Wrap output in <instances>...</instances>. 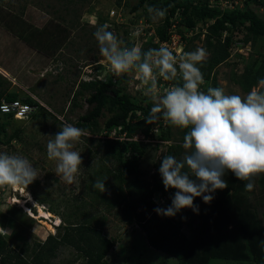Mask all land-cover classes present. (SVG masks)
<instances>
[{
	"label": "rangeland",
	"instance_id": "obj_1",
	"mask_svg": "<svg viewBox=\"0 0 264 264\" xmlns=\"http://www.w3.org/2000/svg\"><path fill=\"white\" fill-rule=\"evenodd\" d=\"M137 3L138 0H122L121 3L116 0H0V90L6 94L16 93L19 101L30 98L42 105L51 115H43L39 119H30L31 115L28 118L16 119V122H11V128H18L17 139L9 146L0 144V152L27 158L39 176L26 191L0 189V235L15 251L23 248L24 244L31 246L43 242L48 235H56L57 230L50 225V219L58 218L47 213L53 210L63 213L75 224L90 219L91 216L96 217L97 222L104 218L103 233L114 240V247L106 256L108 264H179L176 259L149 247L144 232L135 223H127L121 207L108 205L107 199L112 203L115 198L112 189L108 187L113 182L114 164L100 159L101 152L95 149V142L90 143L81 138V142L75 146V150L81 153L83 163L76 181L71 185L56 175L55 161L49 160L46 152L48 141L60 130L62 123L66 121L75 126L88 108L84 101L86 94L76 100L78 107H72L70 103L78 84L89 80L90 73L102 81L107 77V73L111 74L93 36L96 28L105 25V17L111 10L120 12L126 22H133L138 26L140 21L146 19L142 10L134 13L130 11ZM252 9L264 19V10L257 9L256 6ZM150 19L153 29L161 24V19ZM125 32V28L119 27L114 33L126 46L138 44V47L142 48V42L149 38L152 29H148V33L141 31V34L145 33L144 36L139 33L128 35V32ZM194 34L195 30L186 33L188 37ZM233 36L237 49H233L232 56L238 52L246 62L253 50L250 45H243L240 41L244 31L241 30ZM202 38L189 44L188 51L184 42L175 41L169 48L174 54L191 52L192 49L195 51L197 48H204ZM262 52L264 53V50ZM236 60V57H232L227 63L218 66L215 69V80L226 94L246 96L248 93H243L238 86L230 82L232 72L239 75L243 70L241 62L235 67L231 66ZM127 75L128 84L125 91L132 96L133 101L145 103L150 100L142 92L139 93L140 82L136 75L132 72ZM172 83L161 81V89L171 86ZM201 87L207 90L212 85L208 82ZM254 89L264 91V83H259L250 91ZM108 117L109 114L105 112L99 120L100 131L97 135L100 137H93L86 130L87 137L104 140V121ZM181 131L176 127L171 128L172 141L162 144L158 149L157 134L154 139H145V153L139 162L144 179H150L152 174L158 171L154 165L163 155L172 151L171 146L179 144L182 154L185 153L186 150L179 142ZM7 132L10 133L11 130L8 128ZM107 132H112L110 135L114 137L119 128H112ZM173 152L174 150L171 153ZM96 172L99 173L95 175ZM262 175L264 176L261 174L254 180L255 186L250 191L248 200L252 202L264 228V187L260 183ZM96 180H105V192L101 193L93 188L91 181ZM30 199L35 206L29 203ZM157 202L160 208L166 209L171 205V202L165 200L157 199ZM211 203L206 204L202 198L198 199L201 206L210 207ZM183 231L188 235L185 228ZM79 263L78 253L69 247H61L57 257L51 261V264ZM210 264L240 263L212 260Z\"/></svg>",
	"mask_w": 264,
	"mask_h": 264
},
{
	"label": "trees",
	"instance_id": "obj_2",
	"mask_svg": "<svg viewBox=\"0 0 264 264\" xmlns=\"http://www.w3.org/2000/svg\"><path fill=\"white\" fill-rule=\"evenodd\" d=\"M210 1L214 3L211 4ZM236 1L238 3L230 9L221 7L218 4L219 0H138L130 11L134 13L142 10L145 14V22L151 24L147 6L166 8V16L154 29L155 36L160 41L169 40L170 18L179 14L177 33L182 41H185L186 51L189 44L200 41V37L204 36L202 42L208 57L202 65H198L203 73L204 82L206 84L211 82L212 87H220L215 80V69L227 63L230 58L236 57L237 62H233L231 66L235 67L241 62L243 70L239 75L232 72L230 82L247 94L259 83H264L262 52L264 19L252 9L256 6L257 9L264 10V0ZM116 2L121 3L122 0ZM116 28L119 27L108 30L114 33ZM195 28L198 29L197 33L188 37L186 33L193 32ZM241 30L244 31V36L240 41L243 45H250L253 50L246 62L238 52L233 53L232 56L233 49H237L236 44L233 43V35ZM149 41L147 39L142 42L143 50L155 47ZM127 46L132 47L133 44ZM93 75V73L89 74V76ZM106 75L104 81L96 76L88 82L81 81L72 93L70 103L72 107H78L76 100L87 95L84 101L88 108L79 117L76 127L89 131L93 137L98 136L99 120L106 112L109 117L104 121L105 132L119 128V134L131 139L120 141L115 138H104L101 141L97 137H82L90 143H96L95 149L101 152L100 159L114 164L113 182L108 187L112 189L115 198L112 203L107 199L108 205L121 207L127 223L129 225L135 223L144 232L149 247L176 259L179 264H210L212 260L264 264V228L258 219L256 209L248 200L250 191L244 187L247 182L238 180L231 172L224 176L228 187L214 193L210 207L198 204V199L201 197L194 199V204L199 206L198 214L188 208L182 209L175 217L161 216L154 211L158 207V195L168 196L176 190H165L159 171L146 180L139 168L146 147L143 141L155 137L150 134L152 125L145 121L153 106L152 102L133 101L132 96L125 91L128 75L123 77H117L113 73ZM201 90L207 91L202 87ZM17 98L16 93L6 94L0 90V103L2 100L11 102L18 100ZM21 102L36 107L30 119H39L49 114L42 105L30 98ZM0 117L2 120L0 144L9 146L18 137V128H11V122L17 120L12 113H0ZM8 128L11 130L10 133L7 132ZM171 128L173 126L167 122L166 129L158 136L160 141H172ZM186 131L182 130L180 133L179 142L182 144ZM161 145L157 143L156 149ZM171 149L174 150L173 153L171 151L163 155L154 165L157 170L164 156L174 155L177 159L183 157L184 153L182 154L179 144L171 146ZM98 173L96 172L95 175ZM262 177L260 180L262 185H260L264 187V176ZM91 183L94 184L92 181ZM51 213L60 217L61 225L56 229V235H48L43 242L31 246L24 244L23 248L15 251L0 235V264H51L61 247H69L78 253L79 264H108L106 256L113 249L114 241L103 234L104 218L97 222L96 217L91 216L90 219L75 224L63 213L53 210ZM184 228L188 235L184 233Z\"/></svg>",
	"mask_w": 264,
	"mask_h": 264
},
{
	"label": "clouds",
	"instance_id": "obj_3",
	"mask_svg": "<svg viewBox=\"0 0 264 264\" xmlns=\"http://www.w3.org/2000/svg\"><path fill=\"white\" fill-rule=\"evenodd\" d=\"M147 11L156 20L164 18L167 9L147 6ZM129 24L133 23L125 19V24L115 27L125 28L129 35ZM194 30L197 33L198 29ZM93 36L111 74L123 77L132 72L140 82L143 95L151 100L153 106L145 119L152 125L150 134L161 135L167 122L187 130L183 137L182 147L186 150L183 157L164 156L158 169L165 190H176L170 197V206L154 209L158 215L175 217L185 208L198 214L199 206L194 204V199L201 197L204 203H210L214 199L213 193L228 187L224 179L228 172L238 180L246 181V190H253L254 180L264 174V91L254 89L241 96L226 94L220 87H208L206 92L201 90L205 82L198 65H202L208 56L204 48L174 54L164 44L147 50L138 44L128 47L108 30L106 24L98 26ZM89 77L87 82L93 76ZM161 81L173 83L161 89ZM85 136H88L85 129L65 121L46 145L48 159L55 161L56 175L69 185L76 181L83 163L75 146ZM120 136L131 140L119 133L115 137ZM158 136L159 143H168L160 141ZM38 177L36 168L27 158L0 152V189L26 191ZM104 181L96 180L93 188L105 192ZM29 203L33 205L32 199ZM49 213L58 218L49 222L57 229L61 219Z\"/></svg>",
	"mask_w": 264,
	"mask_h": 264
},
{
	"label": "built area",
	"instance_id": "obj_4",
	"mask_svg": "<svg viewBox=\"0 0 264 264\" xmlns=\"http://www.w3.org/2000/svg\"><path fill=\"white\" fill-rule=\"evenodd\" d=\"M211 4L214 3V1H210ZM238 3V1L236 0H219V5L221 7L224 8H230L233 9L234 5H236ZM107 19L106 22L104 24L108 25V28H114L115 25H123L125 24V18L123 17V15L120 12H115L114 10H111L109 12V14L107 15ZM180 20V15L177 14L175 17L170 18V27L168 28L169 34H170V38L167 41H160L156 36H155V31L154 29L151 27L150 24L146 23L144 20L139 22V25H134V24H129L128 26V31H129V35L135 34V33H139L140 35L144 36L145 33H148V29H152V33L149 34V38L148 41L155 45V47H159L161 46V44H164L168 47H171L172 44H175V41H177V43H181L185 41H182L181 36L177 33V26ZM141 31H144L145 33H140ZM152 37V39H151ZM174 49V48H173ZM36 110V107L34 106H30V105H26V103H22L19 100H15V101H11V102H6L4 100L1 101L0 103V113L2 114H7V113H12L13 117L16 119H24V118H28L29 115H31L32 113H34ZM158 125H156L157 127ZM153 131H156L155 128H153ZM112 132H110L111 134ZM110 134H107V132L104 133L103 137L104 138H110V139H120V140H124V136L122 138H116L111 137ZM175 193L171 192L168 196H162V195H158L159 197L157 199H160L161 201L165 202H171L170 197L173 196ZM163 198V199H162ZM164 202V203H165ZM163 203V204H164Z\"/></svg>",
	"mask_w": 264,
	"mask_h": 264
},
{
	"label": "bare ground",
	"instance_id": "obj_5",
	"mask_svg": "<svg viewBox=\"0 0 264 264\" xmlns=\"http://www.w3.org/2000/svg\"><path fill=\"white\" fill-rule=\"evenodd\" d=\"M26 193V192H25ZM27 202V201H26ZM22 207V206H21ZM40 208V207H39ZM46 213V212H45ZM49 216H52V214H50L49 212H47ZM35 216V215H34ZM40 219V218H39ZM46 225V224H45Z\"/></svg>",
	"mask_w": 264,
	"mask_h": 264
}]
</instances>
